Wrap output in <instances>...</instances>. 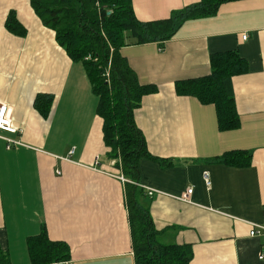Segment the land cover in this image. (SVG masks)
Instances as JSON below:
<instances>
[{
  "label": "crops",
  "instance_id": "crops-1",
  "mask_svg": "<svg viewBox=\"0 0 264 264\" xmlns=\"http://www.w3.org/2000/svg\"><path fill=\"white\" fill-rule=\"evenodd\" d=\"M132 1L137 19L149 22L201 0ZM11 11L24 36L6 27ZM230 51L246 61L232 79L241 127L221 132L214 105L178 95L176 84L209 75L211 55ZM121 54L140 84L157 90L143 97L135 121L154 158L141 161L138 182L158 191L150 197L137 187L139 202L159 241L190 245V264H264V236L249 235L252 225L264 226V0L225 3L214 17L184 23L164 46H126ZM38 95L52 98L47 117L34 106ZM98 101L84 65L31 0H0V103L19 129L3 135L22 141L8 149L0 138V253L8 260L0 264H31L28 240L44 229L71 249L60 264H135L126 183L109 158ZM232 151H250L251 166L212 162Z\"/></svg>",
  "mask_w": 264,
  "mask_h": 264
},
{
  "label": "trees",
  "instance_id": "trees-1",
  "mask_svg": "<svg viewBox=\"0 0 264 264\" xmlns=\"http://www.w3.org/2000/svg\"><path fill=\"white\" fill-rule=\"evenodd\" d=\"M240 0H201L174 11L168 19L142 22L137 19L132 0H31V6L45 27L56 33L58 44L68 56L82 63L98 97V115L103 120V140L110 149L109 158L134 182L140 179L142 160H154L145 137L135 121V112L144 96L156 92L154 86L141 85L136 72L121 49L126 46L157 43L164 46L172 40L184 23L211 18L219 8ZM6 27L17 36L26 30L14 11L7 17ZM163 50V49H162ZM209 75L180 81V96L197 98L203 105H214L218 129L236 131L241 127L232 79L246 72V61L236 51L216 53L210 57ZM52 98L38 95L34 106L48 116ZM250 151H232L212 162L229 167L248 168ZM143 192L126 183V201L130 218L132 249L135 264H190V245H165L153 224L150 212L140 202ZM31 264H60L71 260V249L64 242L51 241L44 229L28 240ZM3 262L7 257L0 253Z\"/></svg>",
  "mask_w": 264,
  "mask_h": 264
},
{
  "label": "built area",
  "instance_id": "built-area-1",
  "mask_svg": "<svg viewBox=\"0 0 264 264\" xmlns=\"http://www.w3.org/2000/svg\"><path fill=\"white\" fill-rule=\"evenodd\" d=\"M247 38H248V35L246 34L242 35V40H246ZM160 51H163V50L160 49ZM18 133H19V129L12 122V118L9 112L8 105L0 103V138L6 142L8 149L20 146L22 144V141L20 139L5 136L3 134L16 135ZM118 178L123 183H131L138 188L140 187L144 190H147L148 191L147 194L150 197L154 196L158 192V191H155L154 189H148V187H146L145 185H142L140 182H134V181L127 179L123 174H120ZM204 180H205L206 186L210 187L211 181H210V176L208 172L204 173ZM193 191H194L193 188H189L187 193L184 195L183 200L189 201V197L192 195ZM249 235L252 238L263 237L264 236V226L263 225H252ZM258 258L259 260L264 261V248H262V251L260 252Z\"/></svg>",
  "mask_w": 264,
  "mask_h": 264
}]
</instances>
